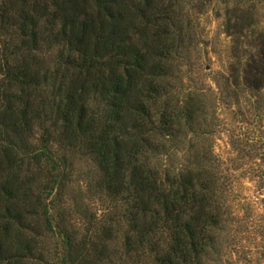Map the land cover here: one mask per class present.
Returning a JSON list of instances; mask_svg holds the SVG:
<instances>
[{
    "label": "trees",
    "instance_id": "1",
    "mask_svg": "<svg viewBox=\"0 0 264 264\" xmlns=\"http://www.w3.org/2000/svg\"><path fill=\"white\" fill-rule=\"evenodd\" d=\"M175 8L174 0H0V264L41 263L44 233L60 240L61 264H204L212 255L221 221L211 183L151 162L155 139L181 127L167 108L158 120L153 112L169 76ZM244 15L230 33L250 25ZM252 47L243 81L259 91L264 40ZM76 157L111 204L106 220L83 211L84 234L65 202Z\"/></svg>",
    "mask_w": 264,
    "mask_h": 264
},
{
    "label": "rangeland",
    "instance_id": "2",
    "mask_svg": "<svg viewBox=\"0 0 264 264\" xmlns=\"http://www.w3.org/2000/svg\"><path fill=\"white\" fill-rule=\"evenodd\" d=\"M174 3L169 76L153 112L158 120L167 108L181 116V127L171 138L155 139L159 154L151 162L162 173L192 170L211 183L221 223L204 264H264V87L247 88L242 72L256 53L252 45L264 40V0ZM244 13L250 25L240 35L230 33L229 24ZM92 171L87 160L76 157L65 196L82 234L86 208L98 221L111 209L93 190ZM119 237L111 245L116 252ZM59 244L58 237L44 233L37 255L42 262L35 264H61ZM116 264L131 262L123 258Z\"/></svg>",
    "mask_w": 264,
    "mask_h": 264
}]
</instances>
